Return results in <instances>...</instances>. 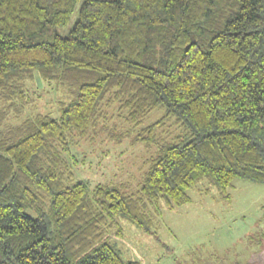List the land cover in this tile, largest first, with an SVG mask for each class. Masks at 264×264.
<instances>
[{
  "label": "trees",
  "instance_id": "obj_1",
  "mask_svg": "<svg viewBox=\"0 0 264 264\" xmlns=\"http://www.w3.org/2000/svg\"><path fill=\"white\" fill-rule=\"evenodd\" d=\"M35 73L66 90L58 116L3 126ZM113 115L132 129L108 138L156 148L135 194L91 187L66 157ZM236 179L264 184V0H0V264H137L119 219L154 235L148 206Z\"/></svg>",
  "mask_w": 264,
  "mask_h": 264
},
{
  "label": "rangeland",
  "instance_id": "obj_2",
  "mask_svg": "<svg viewBox=\"0 0 264 264\" xmlns=\"http://www.w3.org/2000/svg\"><path fill=\"white\" fill-rule=\"evenodd\" d=\"M77 15L78 6L68 25L58 28L57 33L67 36ZM28 87L30 105L23 115L11 116L3 126L19 124L37 113L57 117L58 102L68 99L64 88L42 82L37 73ZM105 111L108 117L114 113ZM163 113L162 108L150 112L136 129L154 123ZM98 122L97 135L91 128L85 137L74 140L66 155L72 171L91 187L114 185L135 194L155 146L148 149L141 143L131 144L130 138L121 143L108 138L109 131L118 135L132 129L114 115L109 121ZM165 129L176 130L168 125ZM188 195L190 202L173 210L163 206L159 211L153 206L145 209L154 235L119 219L123 236L112 239L125 260L137 264H264V184L236 179L223 196L210 181L202 180Z\"/></svg>",
  "mask_w": 264,
  "mask_h": 264
}]
</instances>
